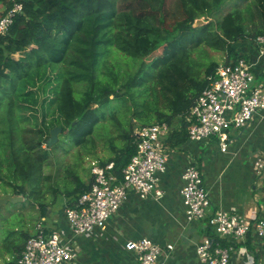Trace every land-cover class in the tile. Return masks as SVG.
I'll return each instance as SVG.
<instances>
[{
  "label": "trees",
  "instance_id": "obj_1",
  "mask_svg": "<svg viewBox=\"0 0 264 264\" xmlns=\"http://www.w3.org/2000/svg\"><path fill=\"white\" fill-rule=\"evenodd\" d=\"M1 1L4 15L12 3ZM21 2L23 11L0 35V196L26 200L41 191L35 176L49 160L45 146L57 126L63 141L85 148H96L101 125L110 129L101 141L107 156L92 159L114 162L119 178L137 152L139 125L166 122V143L182 146L191 109L220 64L203 61L200 51L233 58L234 43L264 35V0ZM228 2L234 7L221 19L206 18ZM65 178L73 208L93 175L85 181L70 169ZM35 203L45 217L48 204ZM10 213L0 218V257L18 264L33 234Z\"/></svg>",
  "mask_w": 264,
  "mask_h": 264
},
{
  "label": "built area",
  "instance_id": "obj_2",
  "mask_svg": "<svg viewBox=\"0 0 264 264\" xmlns=\"http://www.w3.org/2000/svg\"><path fill=\"white\" fill-rule=\"evenodd\" d=\"M11 3L7 12L0 16V35L10 29L16 15L23 11L21 0H11ZM255 41L264 46V35H259ZM208 79L207 87L198 96L188 117L189 138L201 141L216 137L225 152L229 147L230 129L246 127L257 113L264 111V83H256L252 64L245 57L230 58L227 54ZM170 133L171 127L166 122L136 127L137 152L123 170L122 178L114 172V162L102 165L96 159L90 160L93 174L91 187L79 196L75 207L66 209L75 234H89L96 228H105L109 218L127 199L130 189L141 198L163 197L158 174L167 169L165 145ZM254 166L259 173L264 170V154L255 157ZM183 180L181 194L187 219L207 217L218 236L215 242L205 238L197 246V254L203 262L230 263L233 246L223 245L221 238L232 237L243 241L252 232L264 241V218L250 221L225 209L208 214L211 198L198 167L190 164L183 173ZM43 221L39 219L36 231L27 239L17 263L70 264L76 254L62 243L58 231L48 232ZM126 247L136 253L140 264H164L161 258L164 249L148 237L129 240ZM11 259L10 255L0 257V264H6Z\"/></svg>",
  "mask_w": 264,
  "mask_h": 264
},
{
  "label": "crops",
  "instance_id": "obj_3",
  "mask_svg": "<svg viewBox=\"0 0 264 264\" xmlns=\"http://www.w3.org/2000/svg\"><path fill=\"white\" fill-rule=\"evenodd\" d=\"M233 46L237 56L245 57L252 64L256 83H264V46L254 38ZM229 135L225 152L216 137L201 141L188 138L177 147L166 143L167 169L158 174L163 197L141 198L135 190H128L127 199L109 218L105 228L75 234L66 216V196L58 213L54 203L47 206L45 217L50 222L45 223L46 230L58 231L62 243L76 254L70 264H140L126 243L143 237L164 249L161 256L164 264H206L199 258L197 246L205 238L215 242L218 236L207 217L187 219L181 188L183 173L190 164L199 168L209 191L208 214L225 209L250 221L264 218V170L259 173L254 166L255 157L264 154V111L257 113L246 127L231 128ZM221 241L233 246L229 264H264V241L253 233L243 241L232 237Z\"/></svg>",
  "mask_w": 264,
  "mask_h": 264
},
{
  "label": "rangeland",
  "instance_id": "obj_4",
  "mask_svg": "<svg viewBox=\"0 0 264 264\" xmlns=\"http://www.w3.org/2000/svg\"><path fill=\"white\" fill-rule=\"evenodd\" d=\"M233 2H228L224 4L219 11H217L212 16H206V18H214L215 20H219L222 16L228 13L233 7ZM5 9L4 3L0 0V16H2L3 11ZM200 19H205L202 17ZM206 48V52L203 50L200 51V58L203 61L216 60L219 63L222 62L226 53L211 50L208 47ZM16 57H21V54H16ZM40 107L38 105V115L40 114ZM36 113V114H37ZM50 118V116L48 117ZM102 130V137L98 139L99 142H96V148L89 147H77L74 146L70 141H63L61 134L59 133L58 140L52 146H45L48 149L49 160L43 166L42 170L39 172V175H36L39 183H41L40 192L38 195L33 196L31 199L20 201L18 203H11L4 205L1 209L0 218L6 217L10 211L11 221H20L25 223L26 229L34 234L36 231V225L39 222V219H44V225L49 224L50 219L48 217L41 216V210L37 208L35 202H42L55 204V213H58V210L63 208V201L66 196L64 194L66 178L68 171L70 169L74 170V173H78L87 180L90 179V175L92 173L90 167V160L93 158L107 156L105 146L101 141L107 142V138H109L108 134H110V129L107 127L102 128V125L98 130ZM104 129V130H103ZM108 131V132H107ZM108 133V134H107ZM66 137V134H64ZM88 157V158H87ZM91 157V158H89ZM4 194H1L3 196ZM47 207V206H46ZM47 212V210H46Z\"/></svg>",
  "mask_w": 264,
  "mask_h": 264
},
{
  "label": "water",
  "instance_id": "obj_5",
  "mask_svg": "<svg viewBox=\"0 0 264 264\" xmlns=\"http://www.w3.org/2000/svg\"><path fill=\"white\" fill-rule=\"evenodd\" d=\"M204 22L203 19H198L194 23V26H198ZM63 128L60 126H57L51 130L50 137L47 140V145L50 147L52 146L57 140H58V135L60 132H62ZM24 196L22 195H16V194H11L7 193L3 196H0V213L1 209L4 205L8 204L9 202L11 203H18L20 201H24ZM47 207H44V211H46Z\"/></svg>",
  "mask_w": 264,
  "mask_h": 264
}]
</instances>
